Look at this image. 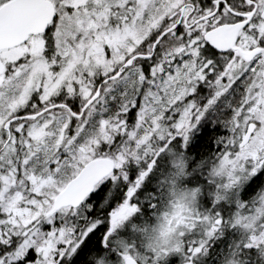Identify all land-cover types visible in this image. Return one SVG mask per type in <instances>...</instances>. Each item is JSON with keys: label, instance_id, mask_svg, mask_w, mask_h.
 I'll return each instance as SVG.
<instances>
[{"label": "snow or ice", "instance_id": "snow-or-ice-1", "mask_svg": "<svg viewBox=\"0 0 264 264\" xmlns=\"http://www.w3.org/2000/svg\"><path fill=\"white\" fill-rule=\"evenodd\" d=\"M0 264H264V0H0Z\"/></svg>", "mask_w": 264, "mask_h": 264}]
</instances>
